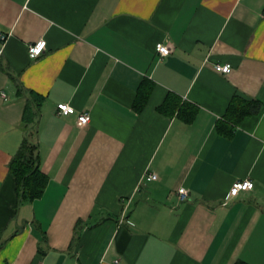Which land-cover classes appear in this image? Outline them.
I'll list each match as a JSON object with an SVG mask.
<instances>
[{"label": "crops", "instance_id": "0c3cea01", "mask_svg": "<svg viewBox=\"0 0 264 264\" xmlns=\"http://www.w3.org/2000/svg\"><path fill=\"white\" fill-rule=\"evenodd\" d=\"M2 35L0 264H264V0H0ZM25 111L33 201L9 170Z\"/></svg>", "mask_w": 264, "mask_h": 264}, {"label": "trees", "instance_id": "16d2710c", "mask_svg": "<svg viewBox=\"0 0 264 264\" xmlns=\"http://www.w3.org/2000/svg\"><path fill=\"white\" fill-rule=\"evenodd\" d=\"M150 88L142 87L138 90L137 97L134 103V108L137 112H140L146 104L149 97ZM178 106V101L170 103L168 99L165 100L164 104L160 107L161 110L172 109L175 110ZM232 111L237 110V106H231ZM196 109L191 105H184L180 107L179 118L186 123L192 122L195 116ZM239 115L244 116L249 113L244 110H239ZM24 127L27 129L26 137L22 142L18 152L13 157L9 170L14 176L17 186L22 191V198L27 201H33L34 199L40 198L44 192L47 178L39 169V158L37 154V145L32 141V129L34 125L31 124L33 121L30 120L29 111H25L24 116ZM235 264H248L242 260L237 261Z\"/></svg>", "mask_w": 264, "mask_h": 264}, {"label": "built area", "instance_id": "2783aa9c", "mask_svg": "<svg viewBox=\"0 0 264 264\" xmlns=\"http://www.w3.org/2000/svg\"><path fill=\"white\" fill-rule=\"evenodd\" d=\"M5 36H0V40L4 41ZM46 42L43 40L38 41L37 43L30 45L28 47V56L31 59H34L45 51ZM155 51L160 56H166L171 52V47L162 43H158L155 46ZM2 54V49L0 48V55ZM215 70L222 74H228L231 71L230 65H216ZM57 114L59 115H70L74 113L73 107L66 103H59L56 106ZM78 122L82 125H86L90 122L89 113H81L78 115ZM157 176L155 174H150L148 180H155ZM253 182L250 180L235 181L229 191V196L231 198L236 197L242 191H249L253 189ZM177 194L180 200H185L187 198V190L185 188H179ZM114 264H118V261H115Z\"/></svg>", "mask_w": 264, "mask_h": 264}]
</instances>
